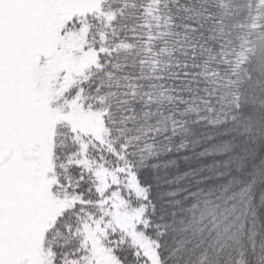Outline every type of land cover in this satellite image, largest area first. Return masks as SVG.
Listing matches in <instances>:
<instances>
[{"label": "snow or ice", "instance_id": "6c2138e0", "mask_svg": "<svg viewBox=\"0 0 264 264\" xmlns=\"http://www.w3.org/2000/svg\"><path fill=\"white\" fill-rule=\"evenodd\" d=\"M0 264H264V0H0Z\"/></svg>", "mask_w": 264, "mask_h": 264}]
</instances>
